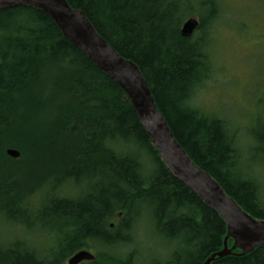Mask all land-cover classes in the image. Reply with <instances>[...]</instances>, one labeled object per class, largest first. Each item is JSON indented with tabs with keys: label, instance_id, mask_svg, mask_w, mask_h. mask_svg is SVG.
<instances>
[{
	"label": "trees",
	"instance_id": "1",
	"mask_svg": "<svg viewBox=\"0 0 264 264\" xmlns=\"http://www.w3.org/2000/svg\"><path fill=\"white\" fill-rule=\"evenodd\" d=\"M67 1L140 68L190 158L264 220L258 178L240 170L235 134L191 105L211 69L205 35L218 17L214 1L198 4L214 11L199 15L202 34L190 38L181 26L193 0ZM251 136L248 154L264 164V125ZM0 218L19 231L0 244V264H65L89 249L95 260L82 264H204L227 234L222 217L165 166L123 90L29 7L0 10ZM141 225L155 244L171 245L166 257L141 260L133 247ZM35 231L54 236L47 252L20 235ZM211 264H264V247Z\"/></svg>",
	"mask_w": 264,
	"mask_h": 264
},
{
	"label": "rangeland",
	"instance_id": "2",
	"mask_svg": "<svg viewBox=\"0 0 264 264\" xmlns=\"http://www.w3.org/2000/svg\"><path fill=\"white\" fill-rule=\"evenodd\" d=\"M201 1L205 0H193L195 9L185 21L189 18L201 21L200 14L213 13L211 6L200 9ZM213 1L218 17L209 21L205 35L211 69L205 81L196 88L191 105L206 117L224 121L228 131L235 134L244 160L239 168L245 171L248 166L252 170L258 178L264 201V164L260 160L253 161L248 154L253 143L252 129L264 125V0ZM196 32L194 35L200 37L201 31ZM18 232L17 228L0 220L1 245ZM150 233V228L141 225L133 245L141 260L147 263L151 257L163 259L172 248L162 241L155 244ZM20 235L41 253L51 249L55 242L54 236L40 231ZM86 251L96 255L94 249Z\"/></svg>",
	"mask_w": 264,
	"mask_h": 264
},
{
	"label": "water",
	"instance_id": "3",
	"mask_svg": "<svg viewBox=\"0 0 264 264\" xmlns=\"http://www.w3.org/2000/svg\"><path fill=\"white\" fill-rule=\"evenodd\" d=\"M15 7H29L48 15L62 35L123 90L168 170L225 221L224 248L212 254L204 264L232 255L235 250L247 255L264 247V220L247 213L213 176L190 158L158 108L140 68L122 57L99 34L83 10L72 7L67 0H0V10ZM199 26L196 18L187 19L181 27V36L192 37ZM7 154L12 159L20 157L15 149H8ZM230 239L234 241L232 248L228 247ZM94 260L93 254L82 250L72 256L68 264Z\"/></svg>",
	"mask_w": 264,
	"mask_h": 264
}]
</instances>
